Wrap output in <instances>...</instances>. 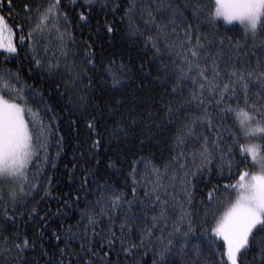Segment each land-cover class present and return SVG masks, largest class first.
<instances>
[{
    "label": "trees",
    "instance_id": "1",
    "mask_svg": "<svg viewBox=\"0 0 264 264\" xmlns=\"http://www.w3.org/2000/svg\"><path fill=\"white\" fill-rule=\"evenodd\" d=\"M50 2L52 0H11L10 10L9 0H0V4H3L0 13L6 17L11 15L9 23L19 22L30 15L34 24L37 9H43ZM117 2L120 11L114 13L111 2L107 8L101 7V2H98L89 12L80 7L81 0H75V3L61 0L60 11L67 13V20L63 15L58 23L55 19L50 20L43 35H34L32 41L22 46H19L17 33V54L0 55V70L18 72L19 87L31 88L43 97V104L29 99V105L39 110L40 119L51 128L50 133H44L47 152L41 150L38 158L31 163L27 180L14 186L7 187L5 184L0 187V219L5 206L10 215L17 217L15 225L9 223L7 230L0 232V245L6 247L2 238L7 236L11 242L13 233L17 231L21 238L27 236L30 241L34 240L35 250L27 252L32 264H79L80 260H91V264H154L159 258L158 253L170 239L168 233L173 224L179 223L180 202L193 214L198 232L201 226L210 228L213 214L223 210L220 201L228 195L223 191L224 186L236 178L229 177L227 160L221 168L218 151L212 150L213 159L210 162L202 161L199 150L203 137L190 138L182 148L174 145L173 137L179 122L168 123L162 119L164 105L170 97L164 95L166 85L153 79L158 75L161 58L168 63L170 57L165 51L161 56H156L150 46L143 45L142 39L129 38L127 21L121 20L128 0ZM26 3L32 7L31 14L23 10ZM82 10L89 16L87 21L79 20ZM24 23V34L27 35L30 23L28 20ZM109 23L115 25L111 34L106 31ZM200 31L211 42L209 52L223 50L218 60L221 73L218 79L221 83L228 80L233 68L257 72L264 70V34L255 38L246 37L240 25H227L222 20L212 28L201 26ZM61 34H65L63 44ZM221 37L224 38L223 45L220 44ZM180 39H183V33L169 36V40ZM237 42L241 45L239 53L231 46ZM30 43L32 48L29 47ZM86 44L91 46L94 54L91 58L95 60L96 67L88 73L92 86L85 92L82 89L89 84L88 78H84L82 83H73L74 72H69L68 68L75 70L82 65ZM65 51L68 53L66 58L62 55ZM112 59L131 69L128 73L130 79H125L117 89L111 88V80L104 72V66ZM36 60L41 61L40 65L36 64ZM50 62H59V71H49ZM186 85L183 89L185 95L193 87L191 81H186ZM249 89V102L264 104V97L256 95L261 91L260 84L253 80ZM237 93V98L227 101L233 106L237 102L243 105L244 95L239 86ZM84 95L86 102L80 99ZM208 98L206 93L205 99ZM210 109L214 113V120L219 121L218 109L212 106ZM89 121L95 123L93 130L88 127ZM230 122V119H226L225 126ZM33 131L34 135H40L38 127ZM203 132L210 139L215 138L214 131L205 128ZM44 137H41V143L45 142ZM94 141H99L98 147H93ZM180 151L184 152V156L179 161H173V156ZM178 164H184L186 169L181 170ZM165 165H169L167 170ZM154 167L160 170L159 183L163 185L156 192L152 191L157 184ZM185 171L188 173L186 177ZM236 171L232 169L233 173ZM133 176L136 183H133ZM185 180L187 183H182ZM104 182L111 185L114 192L122 193L125 200H134V203L128 226L123 230L120 224L125 219L127 204H122L116 213L108 209L112 220L101 214L95 225L97 234H93L92 225L85 231L84 226L88 221L87 218L82 219L81 210L89 208L95 213L100 212L96 205L100 195L97 185ZM21 185L24 193L19 191ZM184 188L192 194L191 204L187 203ZM216 188L221 191L215 192L209 203V193ZM12 190L16 191L18 201L22 198L23 205L18 202L15 212H12L9 195ZM157 195L161 200H167L166 206L154 203ZM164 207V218L159 219L157 226L152 228V217H159ZM149 228H152L151 234L147 232ZM112 233H115L114 238ZM70 234H75L71 240ZM202 239L203 236H198L193 238L192 243ZM109 240H114V246L109 245ZM66 241L70 245L67 250ZM89 247L96 253L95 256L88 254ZM124 248L129 251L124 252ZM5 257L0 247V264H10ZM194 259L196 264H214L219 257L211 256L207 248L199 258L191 250L187 254L170 256L171 264H193Z\"/></svg>",
    "mask_w": 264,
    "mask_h": 264
},
{
    "label": "snow or ice",
    "instance_id": "2",
    "mask_svg": "<svg viewBox=\"0 0 264 264\" xmlns=\"http://www.w3.org/2000/svg\"><path fill=\"white\" fill-rule=\"evenodd\" d=\"M72 2L75 3V0ZM98 2H101V7L104 8H107L111 2L112 12L120 11L117 0H81L80 7L90 12ZM60 5L61 0H52L43 9L38 8L34 24L31 23L30 15L19 22L9 23L11 15L6 17L0 13V55L17 54V33H19V46H22L32 41L34 35H43L48 29L50 20L55 19L58 23L61 15L67 20V13H61ZM8 7L11 10V0ZM0 8H3V4H0ZM23 10L31 14L32 7L26 3L23 5ZM88 18L85 11L79 13L80 21H87ZM25 20L30 23L27 35L24 34ZM121 20L127 21L129 38L142 39L143 45L150 46L156 56H161L162 51H165L170 57L168 63L161 58L160 67L157 69L158 75L153 79L166 85L164 95L170 97L164 105L162 119L168 123L179 122L173 137L174 145L182 148L190 138L203 137L199 150L202 161L210 162L213 159L214 149L220 153L221 168L227 160L229 177H236L234 182L224 186L223 191L228 195L220 201L223 210L213 214L210 228L201 226L198 232L193 214L184 207L183 202H180L179 223L173 224L172 230L168 233L170 239L158 253L159 258L154 264H171L170 256L178 253L187 254L189 250L199 258L205 248L214 258L219 257L218 261L214 260V264H264V104L249 102V84L253 80L261 87V91L256 95L264 97V70L257 72L233 68L229 72L228 80L221 83L218 79L221 75L218 60L223 55V50L209 52L211 42L208 41L207 35H202L200 31L201 26L212 28L222 20L227 25L233 23L240 25L246 37L255 38L264 34V0H128V6L124 8ZM114 30V24L106 25L107 33L111 34ZM180 33H183V39L169 40V36H179ZM64 35L60 36L62 44ZM228 39L231 42V37ZM220 44H224L223 37L220 38ZM231 46L239 53L241 48L239 42ZM29 47L32 48L33 45L30 43ZM67 54V51L62 53L65 58ZM93 56L91 46L86 44L82 65L75 70L68 68L69 72H74L73 83L77 81L82 83L84 78H88L89 84L82 89L85 92L92 86V79L88 73L96 67L95 60L91 58ZM5 59L7 60V57ZM202 60L205 62L201 63ZM35 62L37 65L41 63L40 60ZM59 67V62L49 63V71L53 69L59 71ZM130 71L128 65L117 64L114 59L109 60L107 66H104V72L111 80L112 89L121 87L125 79H130L128 75ZM186 81H191L193 85L187 95L183 91L187 87ZM19 85L18 72L0 70V184L27 180V171L31 163L38 158L41 150L47 152V138L44 137V133L51 132L50 126L40 119L39 110H34L29 105V99L43 104V97L37 91ZM237 86L243 92L244 100L243 105L237 102L233 106L227 101L238 97ZM206 93L208 99H205ZM80 99L86 102L87 97L84 95ZM210 106L218 109L219 121L214 120ZM193 108L195 110H192ZM226 119H230L231 122L225 126ZM37 127L40 130L39 136L34 135L33 131ZM88 127L93 130L95 123L89 121ZM205 128L214 131L215 138L210 139L204 135ZM224 133L228 135L225 136ZM41 137H44V143L40 142ZM98 146L99 141H94L93 147ZM183 156L184 152L180 151L172 159L179 161ZM168 167L169 165H165V170ZM178 167L181 170L186 169L184 164H178ZM233 168L237 170L236 173L232 172ZM253 168L257 170L251 171ZM135 171L134 163L133 173ZM153 172L156 173L157 184L153 186L152 191L156 192L163 185L159 183L160 170L154 167ZM184 174L186 177L187 171ZM175 178L174 175L173 179ZM133 183H136L134 176ZM182 183L186 184L187 181ZM32 187L35 188L36 185ZM97 188L100 195L96 205L99 206L100 212L95 213L89 208L81 210L82 219L87 218L88 221L84 226L85 231L89 225H92L93 234H97L95 225L99 216L102 214L112 220L113 217L108 209H111V213H116L122 204H127L125 219L120 224L123 230L128 226L134 200H125L122 193L114 192L112 186L106 182L98 184ZM183 190L187 203L191 204V192L187 188ZM19 191L24 193L22 185ZM135 191L136 189L133 188V192ZM220 191L221 189L216 188L209 193V203L214 193ZM9 195L13 204L12 212H15L18 202L23 206L22 198L18 201L14 190L10 191ZM176 199L179 201L178 196ZM155 202H159L162 206L168 203L167 200H161L159 195L156 196ZM32 212H35V209H32ZM165 212L166 207L162 208L159 217H152V228L157 226L159 219L164 218ZM29 215L31 216V213ZM9 223L15 225L17 217L10 215L9 209L5 206L3 217L0 219V232L6 231V225ZM152 228L147 229L148 234L152 233ZM74 236L75 234H70L69 240ZM112 236L114 238L115 233H112ZM198 236H203V239L193 244V238ZM2 239L3 244L7 246L0 245V247L10 264H32L27 252L35 250L34 240L30 241L27 236L21 238L18 231L13 233L11 242L7 236ZM65 243L67 250L70 246L69 241ZM88 243L91 244V241L89 240ZM108 243L114 246V240H109ZM81 247L83 248V245ZM87 251L90 256L96 255L91 247ZM123 251L127 253L129 249L124 248ZM79 264H91V260H80ZM193 264H196L195 259Z\"/></svg>",
    "mask_w": 264,
    "mask_h": 264
},
{
    "label": "rangeland",
    "instance_id": "3",
    "mask_svg": "<svg viewBox=\"0 0 264 264\" xmlns=\"http://www.w3.org/2000/svg\"><path fill=\"white\" fill-rule=\"evenodd\" d=\"M256 171V170H255ZM17 183H20V181H14V182H11V183H8L6 186L8 187V186H14V185H16ZM2 185H5V184H0V187L2 186Z\"/></svg>",
    "mask_w": 264,
    "mask_h": 264
}]
</instances>
